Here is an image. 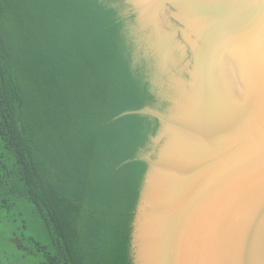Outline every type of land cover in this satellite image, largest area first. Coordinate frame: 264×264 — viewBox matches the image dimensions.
<instances>
[{"label": "trees", "instance_id": "obj_1", "mask_svg": "<svg viewBox=\"0 0 264 264\" xmlns=\"http://www.w3.org/2000/svg\"><path fill=\"white\" fill-rule=\"evenodd\" d=\"M116 1L0 0V263L12 247L35 264H132L138 153L159 123L122 115L154 97Z\"/></svg>", "mask_w": 264, "mask_h": 264}, {"label": "water", "instance_id": "obj_2", "mask_svg": "<svg viewBox=\"0 0 264 264\" xmlns=\"http://www.w3.org/2000/svg\"><path fill=\"white\" fill-rule=\"evenodd\" d=\"M157 119L132 264H264V0H123Z\"/></svg>", "mask_w": 264, "mask_h": 264}, {"label": "rangeland", "instance_id": "obj_3", "mask_svg": "<svg viewBox=\"0 0 264 264\" xmlns=\"http://www.w3.org/2000/svg\"><path fill=\"white\" fill-rule=\"evenodd\" d=\"M6 227V225L0 222V250L6 249V238L9 236V230ZM10 231L12 232V227H10ZM8 251L11 257L10 260H4V262H1L0 264H15L16 262L19 264H35L33 260L23 257L22 254H18V252L12 247H9ZM2 255L4 254L0 253L1 258H3Z\"/></svg>", "mask_w": 264, "mask_h": 264}]
</instances>
